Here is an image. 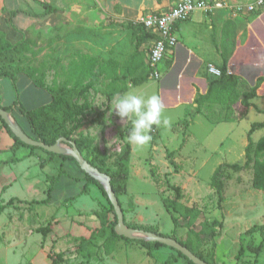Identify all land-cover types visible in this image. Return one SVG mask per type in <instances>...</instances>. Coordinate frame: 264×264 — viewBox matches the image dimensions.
<instances>
[{"label": "rangeland", "instance_id": "obj_1", "mask_svg": "<svg viewBox=\"0 0 264 264\" xmlns=\"http://www.w3.org/2000/svg\"><path fill=\"white\" fill-rule=\"evenodd\" d=\"M45 1L53 3L56 9L54 14L37 18L35 14L42 13L43 9L34 0H2L0 17L8 8H22L26 13H30V25H26L22 32L35 52L28 65L41 68L37 75L43 74V81L47 86L63 80L62 68L78 54L100 58L113 57L121 63L128 58L131 52V31L125 27L127 22L113 18L107 9L108 0ZM23 20L16 17L12 24L18 25ZM0 84V106L3 108L13 105L16 98L27 110L43 104L42 100L35 99V92L32 87L27 86L23 77L16 82L18 97L10 80H1ZM103 90L104 86L97 83L89 93L80 96L76 101L80 115L70 117L65 122V128L72 139L91 140L90 146L81 152L86 161L120 152L127 138L128 123L121 120L115 112L109 111L112 102H107ZM241 110L244 113L245 108L241 107ZM241 110H231L229 115L240 116L243 114ZM177 115L184 118L185 112L178 110ZM262 118L264 116L249 113L235 130L234 138L227 136L226 126L214 128L202 118L191 126L186 135L179 132L176 140H171L170 136L174 134L166 126L158 127L159 138L155 136L154 130H151L152 139L148 145L141 149L132 146L134 153L130 159L132 165L128 168L130 172L125 189L124 205L128 206L125 209L126 219L123 214L125 225H133L130 227L133 229L156 232L164 237L173 235L176 239H189L195 251L207 253L210 243L203 238L200 224L196 223L197 226L192 230L194 233H188L186 227L177 223L178 230L174 232L171 214L163 207L162 200L173 198L174 191L171 186H176L182 194L180 203L199 211L198 223H216L217 264H264V195L252 187V164L240 170L225 165H244L247 133L251 123L260 122ZM184 122L180 123L178 128L186 131L188 124ZM20 125L25 124L23 122ZM263 136L264 129L252 134L251 140L255 143ZM116 139L121 145L118 151H115V144L109 146L110 142ZM226 149H230L229 153ZM20 151L0 152V206L12 197L35 200L42 198L43 190L47 188L46 179L57 177L62 169L63 159L51 158L42 149L37 148L30 153V149L24 147ZM22 152L26 155L19 159L23 155ZM112 161L113 158L110 157L107 162ZM170 162H174L177 171ZM218 166H221L218 176L221 181L220 193H217L211 184V177ZM63 168L69 170L67 164H64ZM64 172L66 176L62 175V178L68 180L66 178H69V174L65 170ZM29 179L33 180L31 187ZM2 185L8 187L3 191ZM82 189L83 185L79 184L70 189H62L61 194L73 197L80 194ZM99 191L92 183L82 191L81 203L90 207L96 206L93 211H89L93 215L89 214L87 219L77 216L74 213L78 211L77 203L63 210L68 218L58 219L59 223L57 218L61 217L62 213L59 208L61 203L57 198H54L55 203H52L49 209L35 208V205L17 206L19 202H15L16 207L9 206L0 213V232H12L22 226H27L34 232L49 223L52 225L50 233L45 238L41 236L38 243L42 244L49 254L62 253L75 245L77 239L86 236L89 228H99L97 214L107 213L112 217L109 203ZM78 223L84 226H79L81 224ZM76 236L77 239L73 240ZM2 237L7 240L6 236L0 234V241ZM118 241L121 245L117 251L105 255L101 250L88 264H164L168 257L177 254L173 249L164 246L157 253L151 255L150 251L157 250L152 249L146 255L144 246L125 240ZM101 243L97 241V245ZM179 259L183 264H187L183 258ZM64 261L65 264H81L83 259L73 255L65 257Z\"/></svg>", "mask_w": 264, "mask_h": 264}, {"label": "crops", "instance_id": "obj_2", "mask_svg": "<svg viewBox=\"0 0 264 264\" xmlns=\"http://www.w3.org/2000/svg\"><path fill=\"white\" fill-rule=\"evenodd\" d=\"M178 1L179 0H108L109 4L107 5V9L114 16L113 18H116L117 20L138 24L137 22L139 18L147 15L164 13L174 7ZM216 1L222 3V6L214 7ZM251 1L253 0H207L210 7L209 11H195L186 21L177 23L175 25L177 45L158 65L157 71L160 74L159 80L150 79L148 76L137 86H133L130 83L127 84L126 90L122 94L133 93L145 99L153 94L160 96L161 101L165 106L163 117L168 118L170 121V125L167 126V128L170 129V131H172L174 134L173 136H170L171 140H176L175 138L179 132H183L182 134L186 135V132L191 128V126L196 124L200 118L204 119L207 123L212 124L214 128L222 125L226 126V129L228 130L227 136L234 138L233 134L235 130L239 127L240 122L249 115V113L261 117L264 116V81L259 84L258 88L256 89V95L249 100L250 106L245 108L244 113L241 110L242 106L240 102L235 103L229 108H226V105H221L217 102H205L200 107L199 112L196 111L197 104L195 103V100L199 96H205L208 93L211 82L218 79L208 75L206 71L207 65H212L219 69L224 67L227 75L237 78L239 80L238 91L241 94L254 88L258 80L264 79V11L247 13L244 11L237 12L233 9L234 6H244ZM50 4L55 9L53 3ZM114 8L116 9L114 10ZM13 10L16 9L8 8L7 11L1 15L0 32L4 33L5 38L11 44H16L21 41L22 32L25 26L28 24L30 25L28 22L30 16L23 13H18L11 19L10 13ZM21 10L23 9L21 8ZM16 17L24 19L18 25L14 24L15 27L20 31L13 29L9 25V20L11 19L13 22ZM129 30L131 31V52L129 53L128 57L133 52L134 43V31L131 29ZM146 31L153 34L148 30ZM153 36L154 38L151 41L142 44L139 49L143 54L142 58L145 65L138 72L137 76L143 77L150 72L148 65V53L152 42L155 39L154 34ZM111 58L118 61L113 57ZM102 59L106 60L109 58ZM19 78L20 76L17 77V80ZM27 86L32 87L30 84H27ZM1 87L2 86L0 84V96L2 95ZM32 89L35 92L33 93V95L35 94V99L42 100L43 104L49 100L48 96L44 95L43 92H41V90L38 88L32 87ZM259 106H263V108H259ZM10 107H13V105ZM234 109H237L238 111L241 110L243 114L240 116H237L236 114L235 116H230V111H234ZM178 110L185 112L184 118L181 117V115H177ZM113 119H115V116H113ZM262 119L263 120L260 122L264 121V118ZM182 122H184L186 125L188 124L186 131L182 130L181 127L178 128V125ZM129 124L130 122L128 123V128L130 129L131 124ZM160 126L162 127L164 125L161 124ZM160 126L158 127L160 128ZM158 127L153 126L152 129L154 130L153 132L156 133L155 136H157V138H159L160 135ZM14 143V140L7 133L5 128L2 127L0 122V152L9 150V148L12 147ZM130 146L131 155L129 158V168L132 165L130 163V159L134 153L132 145ZM179 148L180 147H178V149ZM21 149L22 148L17 149L15 153L19 152ZM229 150L230 149H226L228 153ZM22 154V157L19 159H22L26 155L25 152H22ZM54 161L56 162L57 159ZM62 164V170H65L71 177L77 179V181L70 178H66L68 180H64L65 178L63 179L62 176L59 181L54 184L50 203L44 205H35L33 207L50 208L52 203H55L53 202L54 198H57V201L60 200L59 203L61 204L59 205V208L61 210L60 213H62V216L57 218V222L60 218H68V215L64 214L63 210L70 208L72 205H76L77 203L79 205L78 211L74 213L77 216H80V218L87 219L91 213L89 211H93L96 207H94V205L90 207L89 205L81 203L83 201L81 200L83 195L82 191H85V188L89 184L83 181L81 170L75 163L70 160H63ZM64 164H67L69 170L63 168ZM129 172L130 169L128 170L127 178ZM33 179L35 178L33 177ZM32 183L33 180L29 179L30 187L33 186ZM45 184L47 185V183ZM79 184L83 185V189L80 191V194L73 197L62 196V189H70L71 187H76ZM7 187L8 185H2V190L4 191V189ZM46 190L47 188L43 190V197L38 200L30 198L21 199L20 197L12 198L27 203L31 201H42L46 198ZM12 198L5 200L2 205H5ZM119 199V202H121L120 207L122 213L125 215L126 219L127 214L125 209L128 208V206L124 205L126 191L118 198V200ZM101 200L98 198L99 202H101ZM23 205L29 204L18 203L17 206ZM12 206L16 207L15 203ZM92 218L93 217L91 216L90 219ZM78 224H81L79 226H84L82 223ZM58 226L61 225L58 224ZM35 231L32 232L29 227L22 226L18 229H14L12 232H0L2 236L7 237V240L2 237L0 241V264H51V261L48 257L50 255L49 252L47 253V249L43 247L42 244L38 243V240L42 235L38 233L37 230ZM74 239H77V236L73 237V240ZM118 240L115 243L113 253L117 251L118 246L121 245L119 243L120 241ZM137 244L143 247L141 244ZM143 248L145 249L143 250L144 253L148 255L149 251L145 247ZM161 248L150 251V254L152 255L157 253ZM215 260L217 264V256L215 257ZM61 264H65V261H63ZM174 264L183 263L180 259H178L174 262Z\"/></svg>", "mask_w": 264, "mask_h": 264}, {"label": "trees", "instance_id": "obj_3", "mask_svg": "<svg viewBox=\"0 0 264 264\" xmlns=\"http://www.w3.org/2000/svg\"><path fill=\"white\" fill-rule=\"evenodd\" d=\"M34 1L43 9L42 13L35 14L37 18H44L55 12L52 5L47 3L45 0ZM18 13L30 16V13L16 9L10 13L11 19ZM11 19L9 20L10 26L16 29L12 24ZM125 27L134 31L133 52L126 61L121 63L112 58L105 60L81 53L72 57L67 66L62 68L61 76L64 77L63 80L53 82L51 86H47L44 83L42 73L40 76L37 75V73L41 71L40 67L35 68L30 64L28 65L31 58L35 56V52H33L32 45L26 36L22 34L20 42L11 44L5 38L4 33L0 32V81L10 80L13 84V89L16 91V97H18L16 81L17 77L21 75L20 77H23L27 81V84L41 90V92H43L44 95H47L49 99L45 104L39 105L34 109L27 110L16 98V102L13 104V107L2 108L6 111H11L13 119H15L21 130L32 140L40 141L47 146H51L55 144L58 139L63 138L72 141L77 150L81 153L85 148L90 146L91 140L82 138L72 139L70 137V133L65 128L66 120L70 117H76L81 113L76 103L78 98L89 93V91L94 88L97 83H101L104 86L103 95L105 96L107 102H111L116 95L122 94L126 90L128 83L133 86H137L149 76L148 73L143 77L137 76L138 72L145 65L142 58L143 54L139 49L142 44L151 41L154 36L153 34L147 32L141 24L128 22ZM23 65L28 66L24 67ZM220 70L222 72L221 77L211 82L208 93L205 96H199L195 100V103L197 104V112L200 111V107L205 102H217L221 105H226V108L240 102L242 107L247 108L250 106L249 100L256 95V89L259 84L264 81V79L258 80L254 88L241 94L238 91L239 80L235 77L227 75L224 67H221ZM0 122L2 127L5 128L7 133L15 142L14 145L9 148L10 152H15L19 148L27 147L30 149V153H32L35 149H37L23 144L12 135L7 125L1 119ZM23 122L25 125H20L21 123L23 124ZM262 129H264V121L251 124L247 133L248 144L244 149L245 163L243 166L238 164L225 165L231 169L240 170L242 167L252 164V187L254 190L259 191L264 195V136L255 143L251 140V135ZM128 131L129 128L126 129L127 135ZM44 153L51 158L60 157L63 160H70L77 165L74 159L69 156L55 155L46 151H44ZM130 155L131 146L127 144L126 138L120 152L111 154L110 156H103L100 158L95 157L87 160L99 172L108 176L111 188L117 199L124 194L125 191ZM110 157L113 158V161L108 163L107 161ZM170 164L175 167L174 170L177 171V167L174 162H170ZM220 170L221 166H218L211 177V184L216 189L217 193H220L221 188V181L218 179ZM81 173L83 175V181L87 184L92 183L99 188L100 192L109 203L112 217H110L107 213L97 214V217L99 218V228H89L86 236H82L77 239L78 241L75 245L62 253L50 254L48 257L51 264H61L65 257L72 255L80 256L83 259L81 264H88L90 260L101 252V250L105 255L111 254L118 239L125 240L126 242L133 241L139 243L148 251L164 247L159 243L144 242L142 240H128L118 236L114 231V227L117 223L116 216L102 186L83 171H81ZM62 175L66 176V173L60 169L57 177L52 176L47 178L46 198L44 200L31 201L27 203L12 198L5 205L0 206V213L7 207L14 205L15 202L29 205H44L50 203L54 184L59 181ZM69 178L77 181V179L71 177L70 175ZM171 189L174 191V197L164 198L162 200V205L166 208V211L171 214V219L175 227L174 232L178 230L177 223H181L184 228L186 227V229L189 230H187L188 233H194L192 230H194L195 226L200 224L203 238L205 240L207 239L206 241L210 243V247L207 253H204V251L199 252L194 250L193 244L189 239H176L173 235H171L170 238L187 248L192 254L205 263L216 264V237L218 235V231L215 230L216 223H198L200 215L199 211L193 208H188L180 203V200L182 199L180 188L171 186ZM118 203L120 206L119 200ZM220 224L221 223H219V226ZM127 226L129 228L132 227L129 225ZM51 227L52 225L48 223L47 226L38 228L37 232L45 238L50 233L52 229ZM156 234L162 236L159 233ZM97 241L102 242L100 244L101 246L97 245ZM179 258H183L188 264H192L179 252H177L175 256L168 257L164 264H172Z\"/></svg>", "mask_w": 264, "mask_h": 264}, {"label": "water", "instance_id": "obj_4", "mask_svg": "<svg viewBox=\"0 0 264 264\" xmlns=\"http://www.w3.org/2000/svg\"><path fill=\"white\" fill-rule=\"evenodd\" d=\"M0 119L7 125L8 129L12 135L21 141L23 144L42 149L48 153L55 155L69 156L74 159V161L79 166L80 170L89 175L91 178L96 180L103 188L113 208L114 214L116 216L117 223L114 227L115 233L128 240H142L144 242L159 243L165 247L171 248L179 253H181L185 258H187L192 264H207L197 256L192 254L187 248L176 242L170 237L160 236L156 233L129 228L124 223V217L119 206L118 199L115 196L110 179L105 174L99 172L94 166H92L88 161H86L81 153L77 150L75 144L72 141L66 139H58L55 144L47 146L40 141H35L29 138L15 122L11 116V112H7L0 106Z\"/></svg>", "mask_w": 264, "mask_h": 264}, {"label": "built area", "instance_id": "obj_5", "mask_svg": "<svg viewBox=\"0 0 264 264\" xmlns=\"http://www.w3.org/2000/svg\"><path fill=\"white\" fill-rule=\"evenodd\" d=\"M222 3L216 1L214 7H221ZM237 12L255 13L264 11V0H253L242 6H234ZM209 11L210 7L207 0H179L170 10L161 14H152L139 18L138 24H141L146 30L155 35V39L148 53V65L150 68L149 77L153 80H159L160 74L157 71L158 65L164 60L167 54L177 45L175 35V25L186 21L195 11ZM208 75L219 78L222 72L219 68L207 65Z\"/></svg>", "mask_w": 264, "mask_h": 264}, {"label": "clouds", "instance_id": "obj_6", "mask_svg": "<svg viewBox=\"0 0 264 264\" xmlns=\"http://www.w3.org/2000/svg\"><path fill=\"white\" fill-rule=\"evenodd\" d=\"M110 112H115L121 120L131 124L127 135V144L141 149L148 145L152 139L150 132L153 126H169L168 118L163 117L165 106L159 95L153 94L146 99L133 94L124 93L115 96L111 103ZM115 141L110 142L116 145L115 151L120 150L121 145Z\"/></svg>", "mask_w": 264, "mask_h": 264}]
</instances>
